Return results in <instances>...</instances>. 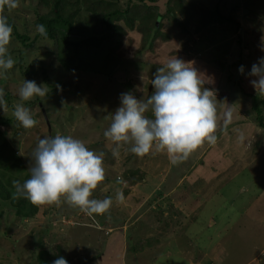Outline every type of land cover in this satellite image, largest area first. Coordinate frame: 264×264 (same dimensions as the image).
Instances as JSON below:
<instances>
[{
	"label": "rangeland",
	"instance_id": "rangeland-1",
	"mask_svg": "<svg viewBox=\"0 0 264 264\" xmlns=\"http://www.w3.org/2000/svg\"><path fill=\"white\" fill-rule=\"evenodd\" d=\"M167 3L158 0L160 13ZM218 4L236 23L213 21L209 10ZM175 5L184 8L179 24L172 16L159 22L155 15L129 23L113 19L123 28L121 43H106L94 66L80 67L64 59L60 44L35 31L38 16L49 12V0L0 6L14 26L8 49L15 61L0 77L6 101L0 138L11 150L0 167V264H39L42 251L57 248L66 249L69 264H264V129L251 110V102L264 94L250 85L255 77L247 76L264 56V0H175ZM84 18L75 23L72 39L84 36L78 27ZM17 34L27 38L26 45ZM175 56L193 62L204 86L215 92L216 143L205 142L175 164L165 151L136 156L123 144L113 156L115 145L103 131L120 94L130 90L146 99L153 73ZM241 65L245 74L238 72ZM23 80L47 89L45 96L22 102L36 120L30 129L12 115L21 103L17 90ZM56 134L104 153V180L92 198L111 196L107 213L89 216L63 198L32 204L15 194L13 181L29 178L37 141ZM241 134L244 139L238 140ZM15 200L22 207H15Z\"/></svg>",
	"mask_w": 264,
	"mask_h": 264
},
{
	"label": "clouds",
	"instance_id": "clouds-1",
	"mask_svg": "<svg viewBox=\"0 0 264 264\" xmlns=\"http://www.w3.org/2000/svg\"><path fill=\"white\" fill-rule=\"evenodd\" d=\"M18 0H0V6L14 9ZM35 31L47 37L45 25L36 24ZM12 26L7 16L0 14V77L14 66L8 45ZM264 50V49H262ZM193 62L175 57L158 67L152 75L153 91L146 99L137 97L132 91L119 96V107L111 115L110 125L103 136L113 142L112 155H118L121 145H129L128 151L143 156L153 150L165 151L172 164L186 159L205 142L214 145L217 141V100L215 92L204 86L201 74L192 66ZM245 74L244 66L238 68ZM254 90L264 94V56L251 65L247 73ZM59 88V85H57ZM47 89L34 80H23L17 90L21 103H17L13 117L24 129L35 126L30 109L22 102L33 97H43ZM5 93L0 88V110H4ZM231 113L224 114L227 125ZM243 135L238 140H243ZM29 178L22 183L13 181L15 194L32 204H53L63 200L79 208L86 215H103L112 206V197L92 198V191L104 180L103 152H94L85 143L70 135L56 134L37 141L32 153ZM119 182V180H118ZM122 201L123 194L116 193ZM51 264H68L63 256H57Z\"/></svg>",
	"mask_w": 264,
	"mask_h": 264
},
{
	"label": "trees",
	"instance_id": "trees-1",
	"mask_svg": "<svg viewBox=\"0 0 264 264\" xmlns=\"http://www.w3.org/2000/svg\"><path fill=\"white\" fill-rule=\"evenodd\" d=\"M175 0H170V3L165 5V12L160 13L156 5L158 0H49L50 9L49 12L38 16L37 24L45 25L47 31V37H42L45 40L53 41L62 46V56L70 63L74 62L75 66L82 65H95L96 54L103 50L106 43L109 45L121 43L119 33L123 32V28L112 21L117 17L123 18L126 23H129L131 19L143 18L149 15L156 16V22H159L166 17L172 16L175 21L178 20L179 12H184V8L175 5V9L172 8V3ZM178 1V0H177ZM124 6L120 7L119 4ZM181 3V2H180ZM178 7V9H177ZM176 10V11H175ZM213 14V21L215 23L234 22L233 18L223 13L219 4L215 7V10H209ZM92 14V18L88 14ZM85 15L83 21L79 19L78 27H80V33H85L80 39H72L74 32H77L75 23L78 18ZM12 26L13 24L8 21ZM238 25V24H236ZM142 29V26H141ZM150 35L153 33V39H157L155 32H152L151 27H148ZM17 38L26 45L25 40L27 38L20 34L16 35ZM39 37V36H38ZM147 41L149 40L147 37ZM150 44V45H151ZM69 52L65 54V52ZM84 51L86 54H82ZM74 60V61H72ZM98 70V69H97ZM251 110L255 113L254 122L260 128L264 129V99L258 100V102H251ZM1 135V132H0ZM0 167L5 164L9 154L10 148L6 144V140L0 138ZM15 207H22L17 200L14 201ZM32 208V207H31ZM30 208V209H31ZM32 211H29L31 213ZM65 250L58 249L52 251H42L39 255V264H51L57 256H63L68 264L70 263L69 255Z\"/></svg>",
	"mask_w": 264,
	"mask_h": 264
}]
</instances>
